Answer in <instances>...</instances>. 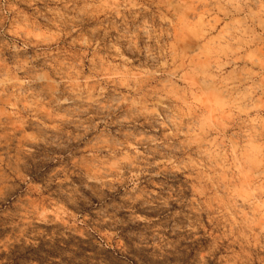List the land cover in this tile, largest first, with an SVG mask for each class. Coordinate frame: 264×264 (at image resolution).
Returning <instances> with one entry per match:
<instances>
[{"label":"clouds","instance_id":"1","mask_svg":"<svg viewBox=\"0 0 264 264\" xmlns=\"http://www.w3.org/2000/svg\"><path fill=\"white\" fill-rule=\"evenodd\" d=\"M57 2L63 8L48 9L50 27L29 23L22 9H7L16 13L13 35L23 32L33 46L49 50L48 71L37 79L58 94L50 107L52 101L20 91L32 81L5 75L0 89L16 86L11 95L0 91L12 109L6 114L18 117L21 129L28 119L21 104L45 128L78 121V151L70 160L88 184L113 178L124 164L135 167L150 150L170 152L158 164L174 174L173 184L201 219L198 264H237L240 254L229 255L225 241L238 239L237 230L245 239L264 234V0ZM20 17L25 22L17 28ZM67 21H88L90 34L75 24L66 32ZM97 33L108 37L105 46ZM125 126L135 134L130 151L117 157L111 144ZM24 135L39 143L31 132ZM5 167L0 157V179H11ZM57 171H64L59 162ZM65 179L71 183L67 173ZM34 195L37 221L47 222L57 213L42 190ZM245 255L244 264H251L252 253Z\"/></svg>","mask_w":264,"mask_h":264},{"label":"rangeland","instance_id":"2","mask_svg":"<svg viewBox=\"0 0 264 264\" xmlns=\"http://www.w3.org/2000/svg\"><path fill=\"white\" fill-rule=\"evenodd\" d=\"M10 6L22 9L29 23L50 27L54 16L48 9H62L63 3L0 0V79L8 75L32 81L20 91L31 92L32 100L52 101L49 106L53 107L56 86L37 79L48 71L49 50L33 46L34 41L23 32L12 34L16 13H7ZM24 22L23 17L17 18L16 27ZM73 24L88 33V21H67L64 30L71 31ZM96 38L102 47L108 43L102 33ZM13 87L0 91L11 95ZM8 95L0 96V157L6 161V175L12 177L0 179V264H198L203 241L195 237L204 235L201 219L173 184L174 174L158 164L171 158L170 152L150 150L135 167L124 164L113 178L100 177L101 183L88 184L85 173L70 160L78 151L75 144L82 125L73 120L60 122L59 130L45 128L21 104V114L28 117L21 129L19 118L6 114L12 111L6 102ZM63 110L54 108V112ZM25 130L39 143L29 140ZM132 134L135 129L125 126V134L113 138L111 150L117 157L130 151L127 143ZM57 162L64 171H57ZM86 184L90 191L85 190ZM38 190L44 192L46 206L57 213L48 215L47 222H38L34 211ZM196 228L200 233L193 231ZM240 231L238 239L225 241L228 254L239 253L237 264H244L249 260L245 254L251 252V264H260L264 234L246 233L245 239Z\"/></svg>","mask_w":264,"mask_h":264}]
</instances>
